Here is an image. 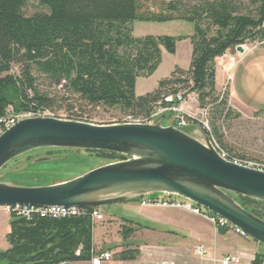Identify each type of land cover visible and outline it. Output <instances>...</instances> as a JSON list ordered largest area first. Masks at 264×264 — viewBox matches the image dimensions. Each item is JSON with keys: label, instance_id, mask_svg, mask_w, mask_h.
<instances>
[{"label": "trees", "instance_id": "trees-1", "mask_svg": "<svg viewBox=\"0 0 264 264\" xmlns=\"http://www.w3.org/2000/svg\"><path fill=\"white\" fill-rule=\"evenodd\" d=\"M28 1L0 0V117L8 109L54 114L55 108L74 100L147 118L159 106L177 105L165 103V98L194 94L198 109L208 110L211 135L226 149L218 122L240 115L228 106L226 95L217 93L216 60L246 43L264 45V0H170L156 11L145 8L150 0H34L44 11L26 16L23 9ZM134 22L193 25V34L186 37L191 45L188 69L176 67L143 96L135 94L137 79L152 76L163 52L175 55L177 42L185 37L135 38ZM13 67L18 68V76L11 73ZM169 117L163 115L158 121ZM70 120L87 123L79 116ZM185 120L189 127L198 126L190 118ZM85 152L110 163L125 159L113 153ZM225 154L229 160L236 159ZM231 197L264 222V203ZM90 212L30 220L10 213L9 248L0 252V264L89 262L93 254L107 251L95 248ZM137 230L122 225L119 232L126 240ZM137 255V250L125 249L115 253L113 260L134 261ZM263 261L264 254L257 253L250 264Z\"/></svg>", "mask_w": 264, "mask_h": 264}, {"label": "rangeland", "instance_id": "rangeland-1", "mask_svg": "<svg viewBox=\"0 0 264 264\" xmlns=\"http://www.w3.org/2000/svg\"><path fill=\"white\" fill-rule=\"evenodd\" d=\"M169 1L150 0L145 2V8L156 11L164 2ZM43 11L34 0H29L23 9L26 16ZM132 29L135 38L145 36L185 37L182 41L177 42L175 55L163 52L162 62L152 76L137 79L136 96L153 92L157 88L158 82L168 78L176 67L183 71L188 69L191 45L186 37L193 34L192 24L185 22L164 24L134 22ZM242 47L245 50L243 55L234 50L216 60L217 93L220 96L228 97L229 107H231L229 99L231 94L237 108L234 111L240 115L239 118L218 122L226 149L218 145L233 158L264 164V45L246 43ZM11 73L18 76V68L13 67ZM69 106L73 108L68 110ZM184 109L190 117L198 120L204 118V110L198 109L197 97L194 94L189 96ZM53 113L56 116H79L88 124L93 125L120 124L129 115L119 109L92 108L74 100L63 103L61 108H55ZM172 121V117H169L162 121V126L168 127ZM184 129L186 131V128ZM43 157L53 160L30 165L23 172L7 174L20 169L26 163ZM107 164H110L107 159L85 151L45 149L34 151L12 161L0 174L3 175L2 181L12 182L17 186L43 187L70 181ZM157 197L163 198L158 194ZM101 211L104 216L102 225L105 230L101 223L96 221L93 239L97 251L107 250L112 255L111 261L104 264H180L175 257L166 255L167 252L183 255L185 264H219L213 263V258L219 261L227 253H237L244 255L241 257L240 264H248L246 254H253L252 256L255 252L264 254V246L251 238L236 236L229 229H226L228 231L225 233H221L205 219L185 211L142 207L140 200L110 205ZM7 215L0 211V252L9 248L6 237L10 231ZM123 219L147 227V229L124 222ZM171 219L178 221V227L172 228L155 224L156 220ZM122 225L132 229L138 228V230L123 240L119 232ZM198 246H203L208 252L205 259L193 255V250ZM125 249L137 250L136 259L129 262L114 261V254ZM141 250L143 254H141ZM83 263L88 264L87 262Z\"/></svg>", "mask_w": 264, "mask_h": 264}, {"label": "water", "instance_id": "water-1", "mask_svg": "<svg viewBox=\"0 0 264 264\" xmlns=\"http://www.w3.org/2000/svg\"><path fill=\"white\" fill-rule=\"evenodd\" d=\"M235 51L243 55L242 46ZM155 124L93 125L51 117L23 119L0 135V172L34 151L62 149L107 152L125 159L93 169L70 181L43 187L4 182L0 174V207L28 206L100 210L137 200L177 197L226 220L264 246V222L231 195L264 203V172L223 159L199 127ZM39 158L28 166L51 162Z\"/></svg>", "mask_w": 264, "mask_h": 264}, {"label": "built area", "instance_id": "built-area-1", "mask_svg": "<svg viewBox=\"0 0 264 264\" xmlns=\"http://www.w3.org/2000/svg\"><path fill=\"white\" fill-rule=\"evenodd\" d=\"M61 88V87H59ZM190 96V95H189ZM189 96L186 98H183V93H178L174 97L170 96L165 98V103H172L175 102L177 105L174 106H159L157 107L154 112L147 118H133L131 116H127L121 123H128V124H155L160 117L166 114H171V117L173 121L170 123V125H173L177 128L184 129L188 128L189 124L185 120L186 117L192 119L196 125H198L209 137L210 142L212 146L215 148V150L219 153V155L226 160H229L228 156L225 154L223 150L220 149L218 143L214 139V137L211 135L209 120L207 117L208 110H204L202 115L203 119L198 120L193 117H190L185 113V104L187 103V100L189 99ZM35 117H51V118H57L62 120H70L72 118L71 116L65 117V116H56L50 112L46 111H38L36 113L34 112H20V113H14L12 109H8L3 117H0V135L12 127L15 123L18 121H21L23 119L28 118H35ZM73 121V120H70ZM194 126V125H193ZM229 161L251 168L256 169L259 171L264 172V164L259 163H253V162H246V161H239L237 159H230ZM140 205L142 207H157V208H163V209H175V210H182L185 212H188L192 215L201 217L208 221L212 226H214L216 229H229L231 230L236 236H239L241 238H247L246 234L242 231L234 228L231 226L226 220L216 217L213 214L205 211L204 209L194 205L193 203L177 198V197H164L159 200H142L140 202ZM0 211H4L8 215L10 213H13L17 216H20L22 218H25L27 220H30L34 216H38L41 218H52V219H60V218H67V217H76L80 215H84L88 210H82L77 208H60V207H52V208H46V209H38L28 206H15V207H0ZM90 217L95 224V222H101L103 220V216L100 213L99 210H94L90 212ZM194 254L201 258L205 259L208 256V252L203 246H198L194 250ZM112 255L108 251L100 252L93 254L89 264H104L111 261ZM241 262V256L236 254H229L225 255L221 258V260L217 261L215 258H213V263H219V264H240ZM66 264V263H61ZM264 264V261L263 263Z\"/></svg>", "mask_w": 264, "mask_h": 264}, {"label": "crops", "instance_id": "crops-1", "mask_svg": "<svg viewBox=\"0 0 264 264\" xmlns=\"http://www.w3.org/2000/svg\"><path fill=\"white\" fill-rule=\"evenodd\" d=\"M217 79H218V73L216 72V90H217ZM230 98V103H231V108L234 110V109H237L236 108V106H235V104L233 103V99H232V96H231V94H230V96H229ZM100 211V210H99ZM182 211V210H181ZM2 212H4V211H2ZM5 213V212H4ZM100 213L102 214V216H103V213H102V211H100ZM5 214H7V213H5ZM195 216V215H194ZM104 217V216H103ZM7 221H8V223H9V215H7ZM102 222H103V220L100 222L101 223V226H102V228H104V230H105V227H103V225H102ZM156 223L155 224H157V225H161V226H168V227H178V221H176L175 219L173 220V219H171V220H156L155 221ZM96 224V223H95ZM221 233H225V232H221ZM174 234V233H173ZM176 235V234H175ZM93 243H94V239H93ZM142 245V244H141ZM195 250V249H194ZM194 250H193V255L194 256H196L195 254H194ZM248 251H251V250H248ZM235 252H237V251H235ZM141 254H143V251L141 250ZM257 254V252H255V254H254V256ZM166 255H168V256H171V257H175L176 259H177V262L178 263H180V264H185L184 262H183V255H181V254H179V253H174V252H167L166 253ZM225 255H229L228 253L227 254H225ZM224 255V256H225ZM236 255H240L241 257H243L244 255L243 254H237L236 253ZM253 254H246V258H247V263L248 264H250V262L254 259V256H252ZM223 256V257H224ZM88 263V262H87ZM71 264H84L83 262H79V263H71ZM89 264V263H88Z\"/></svg>", "mask_w": 264, "mask_h": 264}]
</instances>
